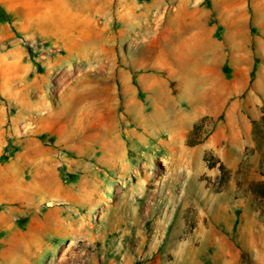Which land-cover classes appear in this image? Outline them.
<instances>
[{"label":"rangeland","instance_id":"1","mask_svg":"<svg viewBox=\"0 0 264 264\" xmlns=\"http://www.w3.org/2000/svg\"><path fill=\"white\" fill-rule=\"evenodd\" d=\"M66 1L0 6V264H264V0Z\"/></svg>","mask_w":264,"mask_h":264},{"label":"crops","instance_id":"2","mask_svg":"<svg viewBox=\"0 0 264 264\" xmlns=\"http://www.w3.org/2000/svg\"><path fill=\"white\" fill-rule=\"evenodd\" d=\"M55 3L51 0H0V6L19 18V24L28 25L29 31H44L58 25L75 26L77 10L66 0Z\"/></svg>","mask_w":264,"mask_h":264},{"label":"bare ground","instance_id":"3","mask_svg":"<svg viewBox=\"0 0 264 264\" xmlns=\"http://www.w3.org/2000/svg\"><path fill=\"white\" fill-rule=\"evenodd\" d=\"M185 44L188 46V47H194L195 46V43H192V42H185Z\"/></svg>","mask_w":264,"mask_h":264}]
</instances>
